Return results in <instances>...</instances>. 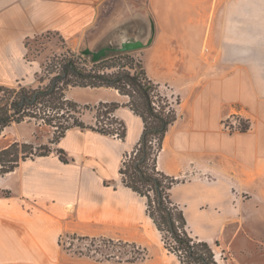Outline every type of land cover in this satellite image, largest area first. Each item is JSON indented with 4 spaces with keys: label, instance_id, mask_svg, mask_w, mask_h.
<instances>
[{
    "label": "crops",
    "instance_id": "1",
    "mask_svg": "<svg viewBox=\"0 0 264 264\" xmlns=\"http://www.w3.org/2000/svg\"><path fill=\"white\" fill-rule=\"evenodd\" d=\"M151 20L155 35L142 60L179 102L157 161L179 180L171 199L218 264H264V0H0V85L36 84L43 62L29 59L26 46L34 35L55 33L75 47L113 29L123 34L126 23L150 28ZM121 97L116 90L92 101L122 103L114 115L126 125L124 139L73 127L56 145L69 162L53 152L0 175V191H10L0 194V264H182L146 198L121 180L125 154L144 132ZM231 115L248 129L222 130ZM67 234L135 244L145 254L75 255L61 244Z\"/></svg>",
    "mask_w": 264,
    "mask_h": 264
},
{
    "label": "trees",
    "instance_id": "2",
    "mask_svg": "<svg viewBox=\"0 0 264 264\" xmlns=\"http://www.w3.org/2000/svg\"><path fill=\"white\" fill-rule=\"evenodd\" d=\"M129 25L126 23L119 28H125L126 35H136L140 27ZM115 30H111L106 38L110 37ZM50 34L64 41L61 36L55 33ZM43 35L45 34L34 35L26 41L29 59L36 57L30 52L28 41ZM132 52H115L97 62L92 61L87 55L73 52L62 64L63 74L56 75L53 84L46 88L35 89L23 86L17 89L0 85V137L7 127L14 123H21L26 117L41 119L45 124L56 128L49 142L51 146L35 147L16 141L0 147V175L4 176L15 171L27 158L47 156L53 152L57 153L62 161L69 162L71 159L66 151L56 148V145L65 136L67 130L73 127L90 128L105 135L124 139L126 125L114 115L116 109L122 105L121 102L100 101L96 107L97 123L89 125L81 118L80 104L66 96V87L71 84L92 88H113L128 98V102L124 104L140 115L144 121V132L141 139L131 152L125 154L119 170L122 182L146 198L147 214L161 232L165 247L169 252L177 255L182 264H218L212 246L188 232L183 210L171 199V189L179 180L160 170L157 164L158 156L163 149L164 138L170 126L177 120L176 105L179 102L178 100L173 103L167 101L157 110L153 104V91L158 88V84L148 76L143 60L136 59ZM80 57L84 63L89 64L90 68L77 64V59ZM114 68L118 69L114 70ZM60 83L63 87H60ZM59 110H62L60 118L56 116ZM65 110L77 113V115L72 117L67 115V117L70 116L68 119ZM103 115L107 117V120H101ZM61 118L67 121L66 124H63L65 121L61 122V120L59 124L57 122L54 124L56 119ZM248 127L249 124L244 121L242 130ZM0 194L9 196L10 191L3 190ZM90 238L78 237L84 240ZM91 239L136 246L103 237H92ZM61 244H63L62 239Z\"/></svg>",
    "mask_w": 264,
    "mask_h": 264
},
{
    "label": "rangeland",
    "instance_id": "3",
    "mask_svg": "<svg viewBox=\"0 0 264 264\" xmlns=\"http://www.w3.org/2000/svg\"><path fill=\"white\" fill-rule=\"evenodd\" d=\"M53 34H45L43 36L37 37L36 39H32L28 41L30 52L33 54L34 57L39 58L43 62V70L37 76V82L34 86H30L31 88H46L50 86L55 81L54 78L56 75L63 74V67L62 64L66 61L68 57L72 55V53L82 54V49L86 46L94 48L98 41L92 42H84L80 45L78 44L75 47H70L69 44L58 39L57 37L52 36ZM100 40V39H99ZM142 49L135 50L132 52V55L135 56L136 59H142L141 57ZM58 64V65H57ZM77 64L81 67H89V64L84 63L83 59H77ZM58 67H57V66ZM118 68H114L117 70ZM110 71V70H109ZM60 87H63V84H59ZM160 86V85H159ZM163 89V87H161ZM106 90V91H105ZM109 90V91H108ZM114 90V89H113ZM112 89H99V90H92V87H85L81 85H74L71 84L70 86L66 87V96L67 98L77 101L80 104V111L82 112L81 118L83 115L86 116V123L89 125H95L97 123L96 115L97 109L96 107L99 105L100 102H94L96 97H100L106 94H111L113 91ZM164 94H167L166 90L164 89ZM167 96V95H165ZM120 100H126L127 97H121ZM172 101L175 102L172 98ZM82 101V102H79ZM89 101V102H85ZM114 101V100H113ZM160 101V105H164L165 102ZM105 102V101H103ZM110 102V101H107ZM124 102V101H123ZM87 106V107H86ZM105 110V109H104ZM66 111V118L69 119L71 116L77 115L74 112ZM51 112L55 115V113L51 110ZM62 110H59V113H56V116L59 118L61 117ZM67 115H70L67 117ZM88 115V116H87ZM65 118V119H66ZM107 120L105 115L101 116V120ZM65 121L64 118L56 119L58 123ZM249 124V121L245 120L243 117L240 116H233L231 115L227 119L222 121L221 128L222 130H226L225 124H232V126L236 128H242L244 126V121ZM65 121L63 124H66ZM59 124V123H58ZM54 127H51L44 123L41 119L30 118L26 117L21 123H14L13 125L7 127L1 137H0V147L6 146L9 143L13 142H20V143H27L29 145H34L35 147L39 146H46L50 145V140H52L55 134ZM236 130V129H235ZM227 131V130H226ZM233 133V132H232ZM55 144L53 145V148ZM39 151V150H38ZM37 152V150H35ZM79 235L67 234L62 238V245L63 247L75 255H87V256H95L99 259H104L109 256L118 257L121 260H133L138 259L144 256L145 251L141 250L137 246H129L125 244H116V242H110L107 240H100V239H78Z\"/></svg>",
    "mask_w": 264,
    "mask_h": 264
},
{
    "label": "water",
    "instance_id": "4",
    "mask_svg": "<svg viewBox=\"0 0 264 264\" xmlns=\"http://www.w3.org/2000/svg\"><path fill=\"white\" fill-rule=\"evenodd\" d=\"M122 33L114 32L110 37L106 38V33L98 40V44L91 48L86 46L82 49V54L89 56L92 61L97 62L115 52H127L143 49L150 45L155 35V24L151 20V26L143 25L136 35H126V29L121 28ZM87 42V41H86Z\"/></svg>",
    "mask_w": 264,
    "mask_h": 264
},
{
    "label": "built area",
    "instance_id": "5",
    "mask_svg": "<svg viewBox=\"0 0 264 264\" xmlns=\"http://www.w3.org/2000/svg\"><path fill=\"white\" fill-rule=\"evenodd\" d=\"M153 94H154V96H153V100H154L153 104L157 108V110H159L161 108V105L159 104L160 101H157V99L161 98V101L165 102V104H166L167 101L172 102V103L174 102L170 98H172L173 100H175V102H177V99L172 97L170 94H168V93L164 94V89H162L161 86H159V85H158V88H156L153 91ZM165 95H167V96H165ZM233 116L236 117V115H233ZM225 125H226V130L228 132H230V133H232V132L234 133L236 131L242 130L241 127L240 128H236V127L232 126V124H230V123L229 124H225ZM164 245H165V242H164Z\"/></svg>",
    "mask_w": 264,
    "mask_h": 264
}]
</instances>
